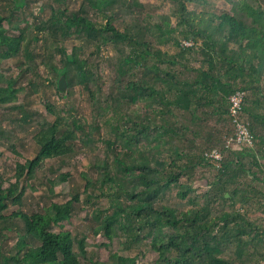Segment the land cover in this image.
Masks as SVG:
<instances>
[{
	"label": "trees",
	"instance_id": "trees-1",
	"mask_svg": "<svg viewBox=\"0 0 264 264\" xmlns=\"http://www.w3.org/2000/svg\"><path fill=\"white\" fill-rule=\"evenodd\" d=\"M84 1L91 11L105 14L117 4L139 5L136 0ZM195 1L171 0L170 15L145 12L141 19L124 21L123 29L111 16L106 24L93 19L86 6L81 12L52 9L37 26L56 44L74 35L85 38L96 48L92 55L99 56L104 46L114 48L113 84L103 92L98 67L84 56L85 45L60 49L69 91L81 87L89 94L98 122L91 126L87 118L46 105L55 119L35 134L37 155L17 163L16 181L8 187L0 177V228L9 231L20 222L23 229L17 254L1 264H83L82 258L90 264H138L137 257L109 250L114 239L123 240L126 250L149 240L157 255L152 264H264V218L248 207L252 184L243 180L253 176L255 146L264 142V9L258 0H239L231 12L198 13L189 9ZM6 20L0 14V62L17 57L27 41L23 29L18 36L9 34ZM169 45L173 51L165 48ZM22 90L17 78L0 75V107L16 104ZM239 90L246 93L243 114L252 123L255 145L226 148L235 130L230 97ZM92 127L108 151L97 165L98 180L83 176L91 197L97 185L108 201L107 209L97 210L93 229L107 242L88 256L86 237L53 230L70 220L79 195L43 213L7 212L22 206V182L33 179L48 160L73 156L79 145H88ZM214 148L223 150L219 164L206 158ZM69 177L50 180L51 191ZM200 180H206L205 189L195 186ZM175 186L180 198L190 196V207L169 202L167 193Z\"/></svg>",
	"mask_w": 264,
	"mask_h": 264
},
{
	"label": "rangeland",
	"instance_id": "rangeland-1",
	"mask_svg": "<svg viewBox=\"0 0 264 264\" xmlns=\"http://www.w3.org/2000/svg\"><path fill=\"white\" fill-rule=\"evenodd\" d=\"M131 0H129L130 2ZM138 6L131 9L119 7L108 14L91 11L93 19L106 24L108 16L116 20L118 28L123 29L131 17L141 19L142 13H153L155 16L170 15L172 12L171 0H136ZM239 0H196L189 4L190 10L196 12L222 13L232 11L233 2ZM84 0H66L65 3H57L55 0H23V4H16L13 0H0V14L10 19L5 21V27L10 35L18 36L21 30H25L27 41L20 54L9 60L0 62V75L6 78H17V88L23 89L19 94L16 104L0 107V177L4 186L16 181L17 163H25L33 159L39 150L34 136L47 122L55 119V115L49 112L46 105L52 104L61 113H73L81 118H87L91 126L98 122L96 108L91 104L89 97L81 87L69 91L66 89L57 92L59 80L62 76L63 56L61 48L85 45V57H91L102 78L103 92L108 94L113 84V64L110 58L115 54L114 48L104 46L99 56L92 55L96 50L95 46L89 45L87 40L79 35H74L64 41L55 43L51 34L39 31L37 26L46 20L52 13V9H65L81 12L84 8ZM264 9V0H258ZM114 15V16H112ZM124 21L126 23L124 24ZM176 19L173 18V24ZM164 47V46H163ZM167 50L173 51V47L166 46ZM27 64L28 66H26ZM58 71H56V68ZM57 83V84H56ZM67 83V81H66ZM92 133L88 136L90 140L86 146H78L73 156L61 160H48L43 170L38 171L33 179L22 185L25 186V194L22 206H10L7 215L13 212H25L27 214L43 213L53 203L64 204L79 195L80 201L74 202L71 218L55 226L54 231H70L78 238L86 237L88 256L98 251L100 243L107 240L101 235H95L93 229L97 225V210H104L108 207L106 197L98 194V187L95 192L86 191L87 181L84 173L93 181L98 180V163L106 158L107 145L98 139V130L92 127ZM105 132V129L102 128ZM107 149V151H106ZM61 174H70L68 181L56 186L51 191L50 180H55ZM206 180L197 181L202 188ZM21 185V186H22ZM206 188V185L203 186ZM179 187H174L168 194L169 202L182 209L190 207V196L182 199L177 192ZM17 222L15 228L5 230L0 228V264L3 258L16 255L18 252L17 242L23 233L22 224ZM123 240L114 239L109 250L120 255L137 257L138 264H152L156 253L150 248L149 240L142 241L139 245L126 250ZM30 245H33L32 243ZM24 254V252L22 253ZM226 255V252L225 254ZM227 256V255H226ZM83 264H90L85 258L81 259Z\"/></svg>",
	"mask_w": 264,
	"mask_h": 264
},
{
	"label": "built area",
	"instance_id": "built-area-1",
	"mask_svg": "<svg viewBox=\"0 0 264 264\" xmlns=\"http://www.w3.org/2000/svg\"><path fill=\"white\" fill-rule=\"evenodd\" d=\"M185 46H191V42H184ZM245 91H237L230 97V117L234 124V134L226 142V148L235 147L243 149L255 145L250 122L243 116V106L245 102ZM223 150L214 148L206 153V158L215 164L223 160Z\"/></svg>",
	"mask_w": 264,
	"mask_h": 264
},
{
	"label": "crops",
	"instance_id": "crops-1",
	"mask_svg": "<svg viewBox=\"0 0 264 264\" xmlns=\"http://www.w3.org/2000/svg\"><path fill=\"white\" fill-rule=\"evenodd\" d=\"M243 116L245 119H247V117H245L244 114ZM248 121L250 122V124H252L250 120ZM255 149H256L255 152H256L257 165L254 166V170H253L254 174L253 176L250 174L249 177L243 180L247 183L252 184L247 191V194L251 197L248 207L252 209L254 215H256L257 217L259 216L264 218V142L258 140ZM249 159H253V158L249 157L247 159V162H249L248 161ZM204 185L205 183H202V186ZM197 186L199 187L200 184H197ZM227 197H229V195H227ZM237 207H240V205H237ZM263 226H264V221H263Z\"/></svg>",
	"mask_w": 264,
	"mask_h": 264
},
{
	"label": "water",
	"instance_id": "water-1",
	"mask_svg": "<svg viewBox=\"0 0 264 264\" xmlns=\"http://www.w3.org/2000/svg\"><path fill=\"white\" fill-rule=\"evenodd\" d=\"M67 87V83H66V79L64 76H61L60 80H59V89L60 90H64Z\"/></svg>",
	"mask_w": 264,
	"mask_h": 264
}]
</instances>
